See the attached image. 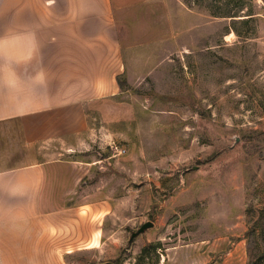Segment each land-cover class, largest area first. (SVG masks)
Masks as SVG:
<instances>
[{
	"label": "rangeland",
	"instance_id": "374dc122",
	"mask_svg": "<svg viewBox=\"0 0 264 264\" xmlns=\"http://www.w3.org/2000/svg\"><path fill=\"white\" fill-rule=\"evenodd\" d=\"M183 1L199 50L172 55V79L91 103L87 130L75 113L73 133L33 146L0 122V166L62 161L75 200L111 204L103 247L72 264H264V0Z\"/></svg>",
	"mask_w": 264,
	"mask_h": 264
},
{
	"label": "crops",
	"instance_id": "0c3cea01",
	"mask_svg": "<svg viewBox=\"0 0 264 264\" xmlns=\"http://www.w3.org/2000/svg\"><path fill=\"white\" fill-rule=\"evenodd\" d=\"M199 28L183 0H0V122L19 120L29 146L73 133L75 113L87 130L89 104L172 79V55L199 50ZM63 164L0 166V264H72L103 247L111 204L75 200Z\"/></svg>",
	"mask_w": 264,
	"mask_h": 264
},
{
	"label": "water",
	"instance_id": "95a60500",
	"mask_svg": "<svg viewBox=\"0 0 264 264\" xmlns=\"http://www.w3.org/2000/svg\"><path fill=\"white\" fill-rule=\"evenodd\" d=\"M153 225H154V224H153V222H151V221H147V222L143 223V224L137 229V231H135V232H133V233L131 234L130 241H132L134 237H136V236L140 235L141 233L145 232L148 228H151ZM103 264H115V263H114V262H110V261H108V262H104Z\"/></svg>",
	"mask_w": 264,
	"mask_h": 264
},
{
	"label": "trees",
	"instance_id": "16d2710c",
	"mask_svg": "<svg viewBox=\"0 0 264 264\" xmlns=\"http://www.w3.org/2000/svg\"><path fill=\"white\" fill-rule=\"evenodd\" d=\"M118 82H119L121 88H124L126 86L128 87L127 82L124 81L121 77H118ZM262 217L264 218V215ZM142 251L146 252V248H144ZM263 257H264V255H263Z\"/></svg>",
	"mask_w": 264,
	"mask_h": 264
},
{
	"label": "bare ground",
	"instance_id": "6f19581e",
	"mask_svg": "<svg viewBox=\"0 0 264 264\" xmlns=\"http://www.w3.org/2000/svg\"><path fill=\"white\" fill-rule=\"evenodd\" d=\"M228 37V36H227Z\"/></svg>",
	"mask_w": 264,
	"mask_h": 264
}]
</instances>
